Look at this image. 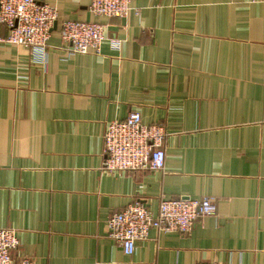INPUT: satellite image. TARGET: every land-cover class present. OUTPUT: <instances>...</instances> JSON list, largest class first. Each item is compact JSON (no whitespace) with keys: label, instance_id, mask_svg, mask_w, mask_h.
<instances>
[{"label":"crops","instance_id":"crops-1","mask_svg":"<svg viewBox=\"0 0 264 264\" xmlns=\"http://www.w3.org/2000/svg\"><path fill=\"white\" fill-rule=\"evenodd\" d=\"M59 12L46 64L0 45V229L35 264H264V0H133L125 19L91 0ZM62 21L98 22L120 50L69 55ZM8 30L0 25V37ZM132 111L168 131L164 171L103 172L106 124ZM217 199L188 235L159 232L133 256L108 237L141 201Z\"/></svg>","mask_w":264,"mask_h":264},{"label":"built area","instance_id":"built-area-1","mask_svg":"<svg viewBox=\"0 0 264 264\" xmlns=\"http://www.w3.org/2000/svg\"><path fill=\"white\" fill-rule=\"evenodd\" d=\"M132 4L133 0H91L89 9L96 17L125 19L133 10ZM58 21L56 7L39 0H0V25L8 30L0 37V45L24 48L31 53L35 63L44 65L54 25ZM59 24L61 39L70 56L101 55L105 42H109L113 50L122 47V40L109 38L104 24L82 21H62ZM167 136L164 125L144 124L138 111H132L125 120L108 122L103 136V172L120 176L136 171H164ZM217 211L214 197L199 200L163 197L157 213L137 201L108 219V237L121 247L125 255L133 256L137 242L148 239L153 229L188 235L201 219L215 216ZM20 247L16 230L0 229V264H35L32 259L14 257Z\"/></svg>","mask_w":264,"mask_h":264},{"label":"water","instance_id":"water-1","mask_svg":"<svg viewBox=\"0 0 264 264\" xmlns=\"http://www.w3.org/2000/svg\"><path fill=\"white\" fill-rule=\"evenodd\" d=\"M57 28V23H55V25H54V29L53 30H55Z\"/></svg>","mask_w":264,"mask_h":264}]
</instances>
